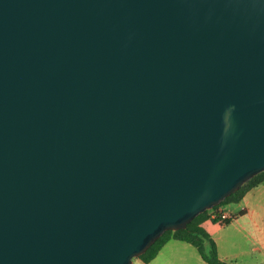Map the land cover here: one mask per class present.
<instances>
[{
	"label": "water",
	"instance_id": "water-1",
	"mask_svg": "<svg viewBox=\"0 0 264 264\" xmlns=\"http://www.w3.org/2000/svg\"><path fill=\"white\" fill-rule=\"evenodd\" d=\"M264 171V0H0V264H131Z\"/></svg>",
	"mask_w": 264,
	"mask_h": 264
},
{
	"label": "rangeland",
	"instance_id": "rangeland-1",
	"mask_svg": "<svg viewBox=\"0 0 264 264\" xmlns=\"http://www.w3.org/2000/svg\"><path fill=\"white\" fill-rule=\"evenodd\" d=\"M249 201L250 212L243 216L241 210L245 202ZM227 213H230L231 220L228 223L214 224V227L224 226L222 233L226 236L222 241L219 235H215L218 249L217 253L223 264H264V184L255 187L247 198L238 201H226L220 205ZM211 213L212 209H208ZM237 219L236 225L241 230L231 226ZM215 223V222H214ZM211 226V221L206 223ZM228 225V226H227ZM206 251L209 245L205 243ZM186 258H179V257ZM199 252L197 248L185 241L171 238L158 252L156 258L146 263L138 257L133 258L137 264H197ZM208 264V263H207Z\"/></svg>",
	"mask_w": 264,
	"mask_h": 264
},
{
	"label": "trees",
	"instance_id": "trees-1",
	"mask_svg": "<svg viewBox=\"0 0 264 264\" xmlns=\"http://www.w3.org/2000/svg\"><path fill=\"white\" fill-rule=\"evenodd\" d=\"M263 181L264 171H261L255 174L246 182H244L239 189L226 196L219 204L214 205L212 209L217 208L226 201H238L242 198V196L248 189L257 186ZM244 212L245 209H242L241 214ZM231 216L232 215H230L229 219H226L225 223H228L231 220ZM206 219H210L213 222L224 224L223 222H221L219 214H215L214 216H212L211 213L208 212V209H206L197 214L190 222H188L185 228H180L176 230L168 229L164 231L161 236L158 237L143 253L135 257L140 258L144 262H148L156 256L159 250L169 239L174 238L194 245L200 253L201 257L206 262L210 264H223L218 256L215 241L211 238L210 234L202 226V222ZM206 242L209 245V251H206L205 249ZM131 264L135 263L132 261Z\"/></svg>",
	"mask_w": 264,
	"mask_h": 264
},
{
	"label": "crops",
	"instance_id": "crops-1",
	"mask_svg": "<svg viewBox=\"0 0 264 264\" xmlns=\"http://www.w3.org/2000/svg\"><path fill=\"white\" fill-rule=\"evenodd\" d=\"M262 184H264V181L261 182L260 184H258L257 186H254V187L248 189V190L245 192V194L242 196V198H245V199H246L247 196H249V194L252 192V190H253L255 187H258V186H260V185H262ZM248 205H249V201L246 200V202H245V206H244V208H243V209H245L244 214H242L243 216L248 215L249 212L251 211ZM222 209L224 210V208H222ZM224 211H225V210H224ZM225 212H226V211H225ZM228 214H230V213H228ZM230 215H231V214H230ZM208 221H211V223H212L211 226H207V225H206V223H207ZM235 222H237V219L234 220V221L232 222L231 226H234V228H236V229H238V230H241L239 227H237V225H236ZM216 223H218V222H215V223H214L212 220H210V219H206V220H204V221L202 222V226H203V227L205 228V230L210 234L211 238L215 241L216 247H217V249H218V245H217V241H216L215 235H216V233H217V234H220L219 236L222 237L221 240H222V241H225L224 237H225L226 235H225V234H221V233H222V228H223V230H224V228H226V227H224V226H220L221 223H219L220 225H219L218 227H214V224H216ZM227 226H228V225H227ZM163 246H164V245H163ZM161 249H162V248H161ZM161 249H160V250H161ZM160 250H159V251H160ZM157 255H158V253L156 254V256H155L154 258H156ZM154 258H153V259H154ZM179 258H186V257L182 256V257H179ZM153 259H152V260H153ZM152 260H150V261H148V262H146V263H149V262H151ZM197 260H198V261H197V264H207V263H208V262H206V261L201 257L200 253H199V257H198ZM135 264H137V263L135 262ZM208 264H210V263H208Z\"/></svg>",
	"mask_w": 264,
	"mask_h": 264
},
{
	"label": "built area",
	"instance_id": "built-area-1",
	"mask_svg": "<svg viewBox=\"0 0 264 264\" xmlns=\"http://www.w3.org/2000/svg\"><path fill=\"white\" fill-rule=\"evenodd\" d=\"M212 209V208H211ZM215 214H219L221 222L225 223L226 219L230 218V214L225 212L221 206H218L217 208H213L211 215L214 216Z\"/></svg>",
	"mask_w": 264,
	"mask_h": 264
}]
</instances>
